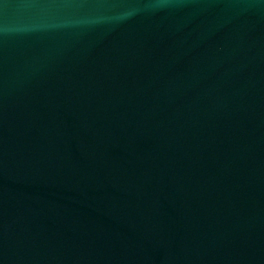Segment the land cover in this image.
<instances>
[{
	"label": "water",
	"instance_id": "1",
	"mask_svg": "<svg viewBox=\"0 0 264 264\" xmlns=\"http://www.w3.org/2000/svg\"><path fill=\"white\" fill-rule=\"evenodd\" d=\"M0 264H264V0H0Z\"/></svg>",
	"mask_w": 264,
	"mask_h": 264
}]
</instances>
